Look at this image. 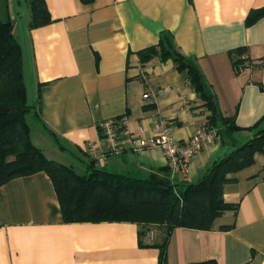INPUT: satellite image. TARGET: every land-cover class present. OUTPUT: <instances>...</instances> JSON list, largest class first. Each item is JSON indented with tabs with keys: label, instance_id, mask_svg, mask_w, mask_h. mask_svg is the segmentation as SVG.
Instances as JSON below:
<instances>
[{
	"label": "crops",
	"instance_id": "crops-1",
	"mask_svg": "<svg viewBox=\"0 0 264 264\" xmlns=\"http://www.w3.org/2000/svg\"><path fill=\"white\" fill-rule=\"evenodd\" d=\"M44 3L51 21L35 27L29 26L26 0H3L0 11L21 45L27 99L36 105L38 125L84 172L88 162L137 177L165 167L162 150L147 146L155 125L165 120L181 142L201 125L217 129L218 136L177 177L196 181L231 143L252 137L264 117V15L246 21L264 0ZM162 36L198 66L215 98L216 115L173 58L140 61L138 51L158 45ZM121 116L146 145L141 150L105 151L100 122ZM225 116L233 117L237 129L221 137ZM40 128L37 137L45 140ZM88 141L97 146L93 157L85 151ZM227 178L222 196L232 208L208 229L175 227L166 243V264L208 259L264 264V146L251 164ZM161 240L155 228L153 239L140 238L134 221H64L44 170L0 185V264H159Z\"/></svg>",
	"mask_w": 264,
	"mask_h": 264
},
{
	"label": "trees",
	"instance_id": "trees-1",
	"mask_svg": "<svg viewBox=\"0 0 264 264\" xmlns=\"http://www.w3.org/2000/svg\"><path fill=\"white\" fill-rule=\"evenodd\" d=\"M26 1L30 27L51 21L44 0ZM262 15L264 6L251 10L246 21L251 23ZM138 55L142 63L155 56L173 58L178 69H186L190 84L212 115L218 113L202 72L168 36H162L158 45L139 50ZM32 112L37 114L36 105L27 99L21 45L13 23L0 11V185L14 177L44 170L53 182L64 221H134L140 226V238L146 236L148 229H158L162 234L157 243L159 264H166V243L175 227L208 229L214 218L232 208L222 196L227 175L251 164L254 153L264 146L263 117L252 137L243 143H231L196 181L170 178L167 166L137 177L110 172L88 162L85 172L80 174L70 165L48 158L33 143L28 121ZM222 121L225 127L222 132L219 130L221 137L237 129L233 117H222ZM190 264L218 263L208 259Z\"/></svg>",
	"mask_w": 264,
	"mask_h": 264
},
{
	"label": "built area",
	"instance_id": "built-area-1",
	"mask_svg": "<svg viewBox=\"0 0 264 264\" xmlns=\"http://www.w3.org/2000/svg\"><path fill=\"white\" fill-rule=\"evenodd\" d=\"M144 96L147 97V94H144ZM127 121L126 116H121L120 118H108L100 122L105 151L116 153L121 151L123 147L141 150L146 146L140 138L131 133L127 127ZM121 134L124 136L123 139ZM217 136V129L201 125L186 141L181 142L171 134L168 123L165 120H160L155 125L152 140L147 146L162 150L166 158L170 178L176 179L186 171L188 160ZM85 151L90 157H93L97 151V146L92 141H88L85 145ZM146 237L153 239L154 229H148Z\"/></svg>",
	"mask_w": 264,
	"mask_h": 264
},
{
	"label": "rangeland",
	"instance_id": "rangeland-1",
	"mask_svg": "<svg viewBox=\"0 0 264 264\" xmlns=\"http://www.w3.org/2000/svg\"><path fill=\"white\" fill-rule=\"evenodd\" d=\"M29 123L31 124L32 127V140L33 142L42 147V149L45 151L46 155L54 160H57L61 163L67 164V165H72L77 171L79 172H84V167L83 165H81L77 159H74V157L72 155H70L67 152H61L59 151L53 141L50 139V137H48V135L41 130L40 125H38V118H37V114H34L32 112V114L29 116L28 118ZM40 131L42 132V135L44 136L45 140L39 139L37 137V132L36 131ZM226 137H228V134H225ZM248 139V138H247ZM247 139L242 140L238 143H243L245 141H247ZM156 237H160V234L156 235Z\"/></svg>",
	"mask_w": 264,
	"mask_h": 264
}]
</instances>
